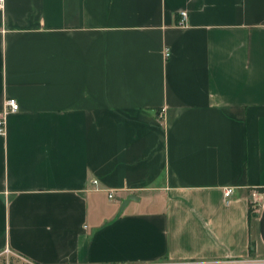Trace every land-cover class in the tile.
I'll use <instances>...</instances> for the list:
<instances>
[{"label": "crops", "instance_id": "crops-1", "mask_svg": "<svg viewBox=\"0 0 264 264\" xmlns=\"http://www.w3.org/2000/svg\"><path fill=\"white\" fill-rule=\"evenodd\" d=\"M8 97L0 257L264 264V0H4Z\"/></svg>", "mask_w": 264, "mask_h": 264}, {"label": "built area", "instance_id": "built-area-1", "mask_svg": "<svg viewBox=\"0 0 264 264\" xmlns=\"http://www.w3.org/2000/svg\"><path fill=\"white\" fill-rule=\"evenodd\" d=\"M4 0H0V6H2ZM180 24H185L186 20L188 19V12L187 11H180ZM166 56H170V53L167 52ZM20 104L17 101V99L8 97L4 102L3 110L0 111V135H4L6 133V126H5V118L8 114L14 113L19 111ZM93 184L98 185V180L94 179ZM234 192L233 187H228L225 190V196L226 198L230 197ZM112 197L113 194H110ZM264 202V201H263ZM5 254H10L9 249L5 251Z\"/></svg>", "mask_w": 264, "mask_h": 264}, {"label": "rangeland", "instance_id": "rangeland-1", "mask_svg": "<svg viewBox=\"0 0 264 264\" xmlns=\"http://www.w3.org/2000/svg\"><path fill=\"white\" fill-rule=\"evenodd\" d=\"M0 264H31L14 254H4L0 257Z\"/></svg>", "mask_w": 264, "mask_h": 264}, {"label": "water", "instance_id": "water-1", "mask_svg": "<svg viewBox=\"0 0 264 264\" xmlns=\"http://www.w3.org/2000/svg\"><path fill=\"white\" fill-rule=\"evenodd\" d=\"M137 197L135 195H130L123 203V207L126 206L128 202H130L132 199H136Z\"/></svg>", "mask_w": 264, "mask_h": 264}, {"label": "trees", "instance_id": "trees-1", "mask_svg": "<svg viewBox=\"0 0 264 264\" xmlns=\"http://www.w3.org/2000/svg\"><path fill=\"white\" fill-rule=\"evenodd\" d=\"M252 215H253V214L250 215V218H251ZM251 246H252V248H253V246H254V245H253V242H251Z\"/></svg>", "mask_w": 264, "mask_h": 264}]
</instances>
